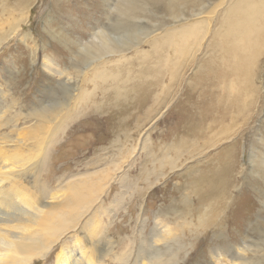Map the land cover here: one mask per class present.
Here are the masks:
<instances>
[{
    "label": "rangeland",
    "instance_id": "374dc122",
    "mask_svg": "<svg viewBox=\"0 0 264 264\" xmlns=\"http://www.w3.org/2000/svg\"><path fill=\"white\" fill-rule=\"evenodd\" d=\"M121 1L0 0V165H4L3 169H30L33 162L43 158L40 150L48 134L36 131V120L29 113L34 107L49 104L56 96L60 98L63 90L58 82L70 79L74 66L83 64L89 57L85 47L90 44L92 27L105 26L106 18L114 16L113 7L119 6ZM134 4L135 1L133 7ZM224 6L222 0H142L131 15V28L134 33L147 31L139 46L150 49L146 41L151 36L178 28L187 20L193 21L195 12L202 11L200 18L210 20V23L198 21L196 32L220 31L216 19ZM213 9L214 15L208 16L207 12ZM172 38L178 44V35L173 34ZM205 38L199 46H203L202 54L208 40ZM158 42H162V38ZM78 44L82 53L77 50ZM191 45H194L192 40ZM179 54L180 51L173 55ZM193 54L200 55V52L190 50L185 57ZM216 54L223 56L219 51ZM175 69L178 75H189L195 67L177 64ZM245 70L249 72L244 79L246 95L240 104H248V108L242 105L235 122H227L224 130L211 132L205 139L184 138V145H181L183 139L179 135H182L185 122L180 118L176 122L178 108L173 107V98L177 95L173 97V88H168L165 105L158 109L146 106L139 111L133 110L137 120L111 124L100 115L94 121L90 118L92 113L85 112L80 121L72 119L65 126L68 128L54 134L53 138L58 140L52 138V143L45 144L50 152L47 150L45 162L39 167L44 169L40 181L47 177L51 187L59 189L66 182L79 181L78 185H83L101 178L104 195L93 204L94 207L100 203L106 210L100 212L101 220L106 223L103 229H107L100 240L104 252L99 259L101 263L123 264L125 253L134 252L139 245L151 251L167 249L170 236L167 235L166 240L158 239L163 234L164 224L174 225L172 228L177 234L180 228L187 230L176 211L158 212L169 199L165 190L172 191L174 186L184 185L188 182L189 171L195 168L202 169L207 163L220 166L217 158L221 148L233 149L232 160L228 161L230 183L226 187V199L231 200V205L234 203L232 211L222 226L205 231L198 229L192 243L185 232L186 242L180 244L183 249L178 253V264H218V257L225 264H238L237 256L253 254L258 232L264 233V26L262 37L249 52ZM243 115L245 121L241 119ZM14 157L19 160L17 168L10 163ZM137 188L142 189L139 196ZM177 224L179 228L175 227ZM156 232L161 234L155 236ZM216 247L221 249L217 254ZM227 252L235 254V259H230ZM53 253L46 264L54 260ZM197 254L201 258H197Z\"/></svg>",
    "mask_w": 264,
    "mask_h": 264
},
{
    "label": "bare ground",
    "instance_id": "6f19581e",
    "mask_svg": "<svg viewBox=\"0 0 264 264\" xmlns=\"http://www.w3.org/2000/svg\"><path fill=\"white\" fill-rule=\"evenodd\" d=\"M140 1L122 0L119 6L113 7L114 16L106 18L108 22L105 26H93L90 44L85 47L89 57L83 64L74 66L70 79L58 82L63 90L60 98L56 96L51 99L52 103L30 111V116L36 120V131L42 134L43 130L48 134L45 144L52 143L54 134L68 128L65 126L72 119L79 118L80 121L85 112L92 113L90 118L94 121L100 115L111 124L137 120L133 110L139 111L146 106L158 109L165 105L168 88H173V97L177 95L173 98V107L178 108L176 122L178 118L185 122L182 135H179L183 139L181 145H184V138L205 139L211 132L224 130L227 122L237 120L242 105L248 108V104H240L246 95L244 79L249 74L245 66L249 52L262 37L264 0H222L225 6L219 19H216L220 31L207 29L196 32L198 21L210 23V20L200 18L202 11L195 12L193 21L187 20L178 28L151 36L146 41L150 49L139 46L147 31L134 33L131 28V15ZM214 13L213 9L207 15L211 17ZM207 33L209 37L205 38ZM173 34L178 35V44L173 41ZM161 38L162 42H158ZM204 38L208 40L202 54L203 46H199ZM190 40L194 43L191 47ZM78 47L81 52L82 47L79 44ZM190 50L200 52V55L185 57ZM178 51L180 54L175 57ZM217 51L223 56H218ZM177 64L186 68L194 66L195 70L189 75H178ZM248 85L251 87L250 82ZM50 110L53 112L50 113ZM241 119L245 121L246 117L243 115ZM45 144L40 150L43 158L33 162L30 169H3L4 165H0V264H46V259L54 251V260L49 261L50 264H103L99 260L104 254L100 240L107 229H103L105 222L101 220L100 212L106 210L100 203L93 207L96 199L104 195L101 178L99 176L93 183L85 181L83 185H78L79 181L66 182L59 189L51 187L47 177H42L40 181L44 169L39 167L44 164V156L50 149L47 146L46 150ZM218 154H221L217 158L220 166L207 163L202 169L195 168L189 171L188 182L184 185L178 184L172 191L165 190L169 199L158 212L165 209L167 212L176 211L187 230L180 228L177 234L172 228L174 225L169 227L164 224L163 234L156 232L155 236L160 235L158 239L162 240L170 236L168 242L175 247L168 243L169 247L163 251H151L139 245L137 250L120 258L123 264H178V253L183 249L180 244L186 242L185 232H188L187 240L192 243L198 229L224 224L234 204L226 199V187L230 183L227 176L231 169L228 161L232 160L233 149L221 148ZM18 161L14 157L10 163L17 168ZM137 193L141 195L142 189H138ZM113 204L116 205V201ZM175 227L179 228L178 224ZM258 235L253 254L237 256L238 264H264V233L258 232ZM70 243L72 247H69ZM220 248L216 247L215 254ZM228 254L230 259H235V254ZM200 256L197 254L196 257ZM218 259V264H225L220 257Z\"/></svg>",
    "mask_w": 264,
    "mask_h": 264
}]
</instances>
